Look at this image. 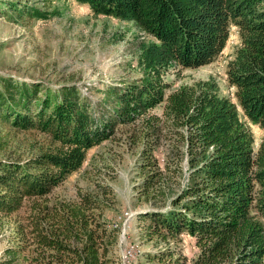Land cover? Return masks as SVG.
Here are the masks:
<instances>
[{
  "label": "trees",
  "instance_id": "trees-1",
  "mask_svg": "<svg viewBox=\"0 0 264 264\" xmlns=\"http://www.w3.org/2000/svg\"><path fill=\"white\" fill-rule=\"evenodd\" d=\"M74 1L133 20L149 36L137 46L140 76L103 89L107 101L95 111L73 84L38 95L40 84L0 76V119L49 141L24 161L0 162V213L29 207L0 264H118L117 229L105 215L111 188L78 190L74 200L51 194L119 124H132L130 137L141 144L138 195L148 207L139 218L144 239L160 246L148 254L151 264H264V137L254 148L246 122L264 128V0ZM0 6L16 18L55 14ZM234 27L239 44L225 70L234 99L213 76L168 90L169 66L211 62ZM184 235L190 257L175 245Z\"/></svg>",
  "mask_w": 264,
  "mask_h": 264
},
{
  "label": "rangeland",
  "instance_id": "rangeland-1",
  "mask_svg": "<svg viewBox=\"0 0 264 264\" xmlns=\"http://www.w3.org/2000/svg\"><path fill=\"white\" fill-rule=\"evenodd\" d=\"M0 1L55 11L43 18L24 14L16 18L10 7L0 6V76H9L19 83L40 84L38 95L45 88L53 90L73 84L93 111L97 104L107 101L103 89L140 76L136 66L137 46L149 36L133 20L95 14L87 4L74 0ZM238 44L234 27L225 47L211 62L195 68L169 66L164 73L168 90L213 76L220 94L234 99V88L227 82L225 70ZM151 112L160 113L161 106H155ZM246 122L255 148L264 137V128ZM130 135H134L132 124L117 125L110 138L88 149L79 169L67 175L51 196L74 200L78 190L98 191V185H108L112 193L107 194L109 206L105 215L109 225L117 229L112 255L118 264H151L147 256L160 246H154L143 236L139 214L148 203L138 195L142 180L138 169L141 144L133 143L134 137ZM48 147L46 134L34 127L17 128L0 119V162L24 161ZM162 148L158 146L155 152L160 159ZM28 211L25 201L9 215L0 213V258L16 237L17 221L24 220ZM175 245L189 257L194 253L192 238L187 235ZM131 246L135 250L129 254Z\"/></svg>",
  "mask_w": 264,
  "mask_h": 264
},
{
  "label": "built area",
  "instance_id": "built-area-1",
  "mask_svg": "<svg viewBox=\"0 0 264 264\" xmlns=\"http://www.w3.org/2000/svg\"><path fill=\"white\" fill-rule=\"evenodd\" d=\"M128 246H129V245H128ZM124 253L127 255V247H126ZM131 258H134V256H127V259H131Z\"/></svg>",
  "mask_w": 264,
  "mask_h": 264
},
{
  "label": "bare ground",
  "instance_id": "bare-ground-1",
  "mask_svg": "<svg viewBox=\"0 0 264 264\" xmlns=\"http://www.w3.org/2000/svg\"><path fill=\"white\" fill-rule=\"evenodd\" d=\"M135 249H134V247L133 246H131V248H130V250H129V254H132V252L131 251H134Z\"/></svg>",
  "mask_w": 264,
  "mask_h": 264
}]
</instances>
